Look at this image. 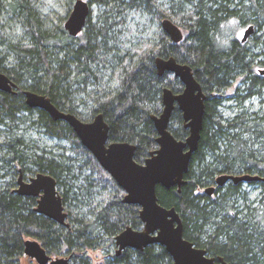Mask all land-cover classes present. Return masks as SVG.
I'll return each instance as SVG.
<instances>
[{"label": "trees", "instance_id": "trees-1", "mask_svg": "<svg viewBox=\"0 0 264 264\" xmlns=\"http://www.w3.org/2000/svg\"><path fill=\"white\" fill-rule=\"evenodd\" d=\"M87 1L90 6L102 4L109 10L117 5L108 0ZM127 1L155 8L158 39L135 50L136 60L126 56L123 61H116V87L111 92L87 96L86 104H91L88 116L77 109L69 91V77L73 73L72 82L76 83L89 76L96 79L91 65L112 50L108 36L114 22L109 21L108 12H104L98 26L91 23L89 14L84 29L76 36L69 35L62 25L61 35L39 31L36 18L29 15L32 41L23 46L10 44L20 56L18 63L8 68L2 64L4 57L0 59V71L16 84V94L0 91V118L34 111L36 124L47 135L65 138L72 148L69 152L61 147L58 156L51 150L49 155L46 151L36 154L26 151L19 136L6 140L7 151L0 159V264H20L25 258L27 238L37 240L51 256L68 257V264H92L88 251L115 243V236L127 226L142 228L139 206L122 202L124 190L81 144L72 128L62 120L52 119L42 109L29 107L23 90L48 96L60 110L84 121L102 113L109 125V141L134 144V159L142 163L157 148V132L150 116L162 110L163 88L180 92L183 87L170 72L158 75L154 65L158 56H172L191 66L206 95L200 139L184 175L185 183L180 191L175 186H157L159 203L176 209L184 238L204 248L208 256L221 257L231 264H264V182L228 181L217 186L211 195L204 191L220 174L264 176V114L241 110L228 117L222 110L230 99L224 98L222 92L233 82L237 83L233 88L238 106L264 95V73L255 69L264 65V0H178L172 2L176 12L163 10L157 0ZM164 17L184 31L180 42L173 43L162 30L160 21ZM249 24L255 32L246 41L233 35L234 26ZM255 48L261 50L258 57L263 59L256 60ZM57 51L65 58H58ZM168 129L177 139L184 140L188 135L177 107L172 111ZM11 163L30 174L42 172L55 178L69 227L36 213L35 197L13 192L16 182ZM4 169L12 171L7 183L2 180L6 176L1 174ZM246 184L259 186L262 191L256 206L247 204V194L243 192ZM71 197L78 201V208H88V212L75 213L69 206ZM100 264H172V259L163 246L151 244L141 250L125 248L119 254L115 249Z\"/></svg>", "mask_w": 264, "mask_h": 264}, {"label": "water", "instance_id": "water-1", "mask_svg": "<svg viewBox=\"0 0 264 264\" xmlns=\"http://www.w3.org/2000/svg\"><path fill=\"white\" fill-rule=\"evenodd\" d=\"M89 14L90 5L87 0H74L72 10L63 23L64 29L69 35L76 36L86 25ZM160 25L173 43L183 39L181 28L168 17L162 18ZM254 30L252 24L245 27L241 41H246ZM155 68L158 75L164 72L172 73L179 78L183 87L177 93L168 87L163 88L162 110L159 114L150 116L157 132L155 138L157 148L152 150L142 163L134 159V144L109 141V125L103 114L97 113L92 120L84 121L70 112L60 110L44 94L25 90L23 96L29 107L42 109L52 119L67 123L81 144L125 191L122 202L139 206L138 216L143 226L141 229L127 226L115 236L116 254L125 248L141 250L150 244H159L171 256L172 264H231L221 257L215 259L208 256L204 248L197 247L184 238L179 213L174 207L163 206L158 201L157 186L166 189L175 186L180 191L185 183L184 175L188 172L191 157L200 139L206 95L188 64L180 63L172 56L168 58L158 56L155 58ZM260 73L263 74L264 69H261ZM15 88V82L0 71V91L16 94ZM175 106L181 112L183 127L188 130L184 140L175 138L168 129ZM228 181L234 184L264 182V176L220 174L215 178L217 186H223ZM16 184L14 188L16 194L36 198L33 209L36 213L69 227L66 221L68 214L57 191L55 178L39 172L24 180L22 170L19 169ZM215 189L216 186L212 185L206 187L204 191L211 195ZM23 252L36 264H68L69 261L68 257H53L47 254L35 239L24 240Z\"/></svg>", "mask_w": 264, "mask_h": 264}, {"label": "rangeland", "instance_id": "rangeland-1", "mask_svg": "<svg viewBox=\"0 0 264 264\" xmlns=\"http://www.w3.org/2000/svg\"><path fill=\"white\" fill-rule=\"evenodd\" d=\"M74 0H0V59L4 57L3 65L8 68L15 66L18 63L20 56L10 48L11 45L23 46L32 41L31 30L29 29L30 22H28L29 15H32L37 20V27L39 31H52L57 35H61L59 28L65 22L66 18L72 10ZM178 0H157L165 11L176 12L172 8V2ZM186 2L185 0H182ZM110 4H117L112 10L102 4L93 3L90 6L91 23L94 26L100 24V20L104 12L109 13V21L114 22V27L109 33V46L112 50L107 55L101 57V61L91 65L93 71L96 72V79L87 77L84 82L76 83L73 81V73L69 77V91L73 100L77 105V109L83 116H88L90 103L88 102L89 95L93 93L111 92L117 85L113 73L117 70L116 61H123L126 56H131L136 60L134 55L135 50L141 49L145 44L157 41L158 21L154 18L153 12L155 8L149 9L146 4L143 6L137 4H130L129 1H114L108 0ZM120 4V5H119ZM145 4V5H144ZM148 4V3H147ZM232 25L234 23H231ZM247 26V25H245ZM245 26H234L233 35L236 38L242 36ZM64 29V28H63ZM182 30V29H181ZM183 35L184 31L182 30ZM261 33V30L258 34ZM254 51L257 54L256 60L263 59L258 57L261 53L260 49ZM58 58H65L61 51H57ZM264 69V65L255 66L256 72L258 69ZM227 87L223 92L224 98H230L225 101V107L222 109L225 116L231 117L239 111L258 112L264 114V95L263 97H252L245 101L243 105L238 106L234 100V86ZM84 102V103H81ZM93 119V118H92ZM91 119V120H92ZM12 135L21 137L25 142V147L28 153L35 152L40 154L51 150L57 156L60 155L65 146L71 152L72 148L65 138L57 139L50 137L44 132V129L36 124V113H20L15 117L0 118V159L7 151L6 140ZM71 150V151H70ZM15 174L13 176L16 182L19 169L23 170L22 166H16L17 163H11ZM29 168L30 165H26ZM6 174L3 182L7 183L12 179V171L4 169L1 174ZM24 178L34 176L29 171H22ZM232 182V181H231ZM227 183V182H226ZM225 183V184H226ZM214 186L217 187L214 182ZM57 191H59L57 187ZM243 192L247 194V204L256 206L258 201L262 199V191L259 186H243ZM95 194V193H94ZM71 204L69 205L75 213L80 214L81 211L88 212V208H78L77 200L71 197ZM241 206V203H240ZM31 239V238H27ZM107 242V241H106ZM116 249L115 243H106L102 249H95L88 251L92 264H100L103 260L108 258L110 254ZM59 256V255H57ZM20 264H36L33 259H28L24 256ZM56 257V256H53Z\"/></svg>", "mask_w": 264, "mask_h": 264}, {"label": "flooded vegetation", "instance_id": "flooded-vegetation-1", "mask_svg": "<svg viewBox=\"0 0 264 264\" xmlns=\"http://www.w3.org/2000/svg\"><path fill=\"white\" fill-rule=\"evenodd\" d=\"M247 26H248V25H247ZM247 26H246V27H247ZM254 32H255V30H254ZM254 32H253V33H254ZM241 37H242V36H241ZM248 38H249V37H248ZM176 93H177V92H176ZM175 107H176V106H175ZM175 107H174V108H175ZM173 110H174V109H173ZM178 110H179V109H178ZM99 113H100V112H99ZM101 114H102V113H101ZM95 115H96V114H95ZM95 115H94V116H95ZM94 116H93V117H94ZM104 119H105V118H104ZM135 161H136V160H135ZM38 173H39V172H38ZM18 174H19V173H18ZM28 178H29V177H28ZM28 178H27V180H28ZM23 179L26 180V179L24 178V175H23ZM16 186H17V184H16ZM16 186H15V187H16ZM56 187H57V185H56ZM58 192H59V191H58ZM124 192H125V191H124ZM59 193H60V192H59ZM60 195H61V194H60ZM28 197H32V196H28ZM35 199H36V198H35ZM35 205H36V204H35ZM34 207H35V206H34ZM33 209H34V208H33ZM64 209H65V207H64ZM65 211H66V210H65Z\"/></svg>", "mask_w": 264, "mask_h": 264}, {"label": "bare ground", "instance_id": "bare-ground-1", "mask_svg": "<svg viewBox=\"0 0 264 264\" xmlns=\"http://www.w3.org/2000/svg\"><path fill=\"white\" fill-rule=\"evenodd\" d=\"M74 2V1H73ZM85 27V26H84ZM84 29V28H83ZM154 65H155V60H154ZM156 69V68H155ZM26 90V89H25ZM25 90H23V91H25ZM33 109H35V108H33ZM37 109V108H36ZM44 111V110H43ZM157 137V136H156ZM40 173H42V172H40ZM37 174V173H36ZM36 174H34V175H36ZM238 175V174H237ZM251 175H257V174H251ZM259 176V175H258ZM212 186V185H211ZM14 192V191H13ZM151 245V244H150Z\"/></svg>", "mask_w": 264, "mask_h": 264}]
</instances>
